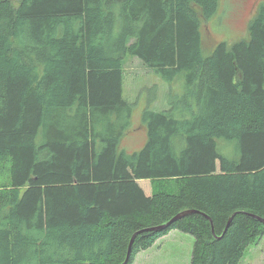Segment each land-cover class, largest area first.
Segmentation results:
<instances>
[{
	"label": "trees",
	"instance_id": "16d2710c",
	"mask_svg": "<svg viewBox=\"0 0 264 264\" xmlns=\"http://www.w3.org/2000/svg\"><path fill=\"white\" fill-rule=\"evenodd\" d=\"M218 3L0 0V264H121L136 233L132 264L172 229L190 264H242L264 235V3L205 54ZM129 57L183 85L126 152Z\"/></svg>",
	"mask_w": 264,
	"mask_h": 264
},
{
	"label": "rangeland",
	"instance_id": "374dc122",
	"mask_svg": "<svg viewBox=\"0 0 264 264\" xmlns=\"http://www.w3.org/2000/svg\"><path fill=\"white\" fill-rule=\"evenodd\" d=\"M264 0H219L215 14L201 28L204 53L219 41L232 43L248 37V25L256 7ZM123 95L134 103L130 129L122 137L121 148L126 152L138 150L146 140L140 113L145 106L160 109L167 106L168 98L181 93L182 80L171 84L152 72L137 57H129L124 65ZM21 190L23 188H20ZM193 236L175 229L165 238L135 256L132 264H190ZM242 264H264V235L256 243L246 246Z\"/></svg>",
	"mask_w": 264,
	"mask_h": 264
},
{
	"label": "water",
	"instance_id": "95a60500",
	"mask_svg": "<svg viewBox=\"0 0 264 264\" xmlns=\"http://www.w3.org/2000/svg\"><path fill=\"white\" fill-rule=\"evenodd\" d=\"M136 235V233H134V235L133 236H131L130 238V241H129V244H128V248H127V252H126V257H125V260L123 261V263H121V264H124V263H127V261H128V259H129V255H130V250H131V248H132V243H133V240H134V236Z\"/></svg>",
	"mask_w": 264,
	"mask_h": 264
},
{
	"label": "crops",
	"instance_id": "0c3cea01",
	"mask_svg": "<svg viewBox=\"0 0 264 264\" xmlns=\"http://www.w3.org/2000/svg\"><path fill=\"white\" fill-rule=\"evenodd\" d=\"M175 229H172V230H170L167 234H165V235H168L169 233H171V231H174ZM165 235H162L160 238H158V239H162V238H165ZM157 239V240H158ZM156 240V241H157ZM156 241L154 242V244H156ZM146 250V249H145ZM143 252H144V250H142Z\"/></svg>",
	"mask_w": 264,
	"mask_h": 264
}]
</instances>
